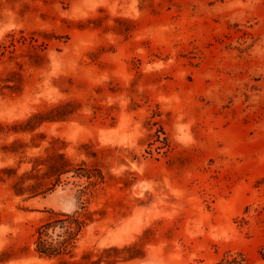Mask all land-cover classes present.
<instances>
[{"label": "rangeland", "instance_id": "rangeland-1", "mask_svg": "<svg viewBox=\"0 0 264 264\" xmlns=\"http://www.w3.org/2000/svg\"><path fill=\"white\" fill-rule=\"evenodd\" d=\"M77 210V258L264 264V0H0V264Z\"/></svg>", "mask_w": 264, "mask_h": 264}, {"label": "trees", "instance_id": "trees-1", "mask_svg": "<svg viewBox=\"0 0 264 264\" xmlns=\"http://www.w3.org/2000/svg\"><path fill=\"white\" fill-rule=\"evenodd\" d=\"M64 107V105H56L48 111H38L31 119L42 121L62 118L65 114ZM61 157L63 163H66L67 159L62 154ZM86 224V218H83L78 210L72 213L54 211L51 217L36 228L35 251L43 257H56L61 264H101L103 261L111 263L112 252L115 255L125 253L130 258L140 254L141 249L136 245H128L124 248L112 246L104 250L106 254H101L96 259L92 258L91 252H85L81 258H77L75 247Z\"/></svg>", "mask_w": 264, "mask_h": 264}]
</instances>
